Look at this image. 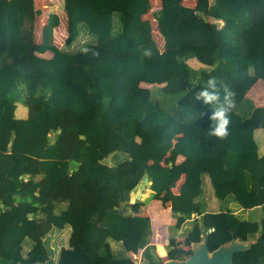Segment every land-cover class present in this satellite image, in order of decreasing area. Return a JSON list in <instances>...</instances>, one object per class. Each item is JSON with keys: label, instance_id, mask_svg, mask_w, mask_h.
Returning <instances> with one entry per match:
<instances>
[{"label": "trees", "instance_id": "16d2710c", "mask_svg": "<svg viewBox=\"0 0 264 264\" xmlns=\"http://www.w3.org/2000/svg\"><path fill=\"white\" fill-rule=\"evenodd\" d=\"M38 1L0 0V264H137L131 252L162 263L150 219L130 209L127 160L153 194L176 189L182 210L171 214L193 217L191 241L200 227L209 251L253 239L233 262L264 264V105L247 96L264 80V0H196L193 16L161 0L162 50L143 18L149 0H63L62 46L56 12L25 40ZM210 76L236 94L223 139L195 100ZM67 228L58 247L50 236Z\"/></svg>", "mask_w": 264, "mask_h": 264}, {"label": "crops", "instance_id": "0c3cea01", "mask_svg": "<svg viewBox=\"0 0 264 264\" xmlns=\"http://www.w3.org/2000/svg\"><path fill=\"white\" fill-rule=\"evenodd\" d=\"M150 1V10L148 13L143 15V18L149 19L152 26V35L157 44L159 50L163 49L164 39L158 31L157 38L154 35V26L157 22L152 17V12L159 9L161 5V0H149ZM196 0H182L181 5L183 11L193 16L194 6ZM50 4V2H49ZM50 8V5L48 6ZM42 8V7H41ZM50 12H56L51 10ZM47 13V15H48ZM57 13V12H56ZM58 14V13H57ZM43 15V11L41 16ZM59 15V14H58ZM65 15V14H64ZM64 17V16H63ZM209 22L216 23L218 26H221L222 21L215 17H210ZM157 28V27H156ZM63 29L65 26L63 24ZM158 30V28H157ZM64 34V30H63ZM194 60V58H193ZM196 60V59H195ZM201 65L194 66L193 68H199ZM262 81L258 80L252 88L247 93L256 105H264V85ZM26 112L24 109H20L19 117H25ZM185 135H188L187 130H182ZM255 139L257 141L258 147L260 150H263L264 147V130L258 129L255 131ZM183 159L182 156L177 158V162H180ZM163 163L168 164L169 160L166 157ZM129 168V178L128 186L130 188V209L133 215H144L151 221L152 233L150 236V243L154 245L155 250L159 258L163 261L168 259H176L177 255H184L185 258H188L199 245V242H193L187 236V232L192 226L193 217L190 219H183L180 217H174L171 214V211H181L182 204L176 192V189H167L161 193L153 194L148 188V179L147 182L136 181L134 177V170L138 167L137 163L133 161H124L120 168L124 169ZM68 229L65 230L68 239ZM203 228L200 227V231ZM204 230V229H203ZM201 235V233H200ZM134 237L133 234H131ZM202 238V237H201ZM237 241H241L237 239ZM252 241L253 239L247 240ZM247 241H242L246 243ZM132 255L140 256V252L133 253Z\"/></svg>", "mask_w": 264, "mask_h": 264}, {"label": "clouds", "instance_id": "9594fccd", "mask_svg": "<svg viewBox=\"0 0 264 264\" xmlns=\"http://www.w3.org/2000/svg\"><path fill=\"white\" fill-rule=\"evenodd\" d=\"M235 95V92L227 84L218 85L214 76H210L206 81V86L196 93V101H202L204 105L211 107V114L208 116L212 122L208 129L210 137L223 139L229 134L230 113L236 107ZM203 115H206V113H199L196 116L190 115L189 119L197 120Z\"/></svg>", "mask_w": 264, "mask_h": 264}, {"label": "water", "instance_id": "95a60500", "mask_svg": "<svg viewBox=\"0 0 264 264\" xmlns=\"http://www.w3.org/2000/svg\"><path fill=\"white\" fill-rule=\"evenodd\" d=\"M210 2L213 0H209ZM147 182V177L144 178ZM201 241L194 252L185 259H168L160 264H236L233 262V255L236 252L248 249L252 241L246 243L232 239L228 243L222 244L216 249L209 251L207 232L201 230ZM140 264H152L146 259H142Z\"/></svg>", "mask_w": 264, "mask_h": 264}, {"label": "rangeland", "instance_id": "374dc122", "mask_svg": "<svg viewBox=\"0 0 264 264\" xmlns=\"http://www.w3.org/2000/svg\"><path fill=\"white\" fill-rule=\"evenodd\" d=\"M50 2V4H49ZM39 5L42 6V11H43V15L40 16L39 18L35 19L32 23H28V25L25 27L24 25V32L26 33V35H30V37H26L25 36V40L29 41V40H39L41 37V33H42V26L46 23L47 21V13L51 10H55L58 14H59V19H60V25L56 28H54L53 30V36H54V42L56 45L58 46H62L63 41L65 39V35H66V30L63 29V24H64V8H63V0H39L38 1ZM50 5V8L48 7ZM63 30H64V34H63ZM188 63L194 67V66H198L201 65L203 66L200 62H198L197 60H193V59H189ZM262 81V85H264V80H260ZM150 87V86H149ZM24 109V111L27 113V110L25 107H23V105L19 102L17 103V109H16V116H19V111L20 109ZM19 118H23V117H19ZM51 137H53V134H51ZM108 161V159H107ZM211 189V188H210ZM57 236H54V234H52L50 237L51 239L53 238L55 240V244L59 247L61 245H66L67 243V234L65 232L61 233V234H57L55 233ZM245 242V241H244Z\"/></svg>", "mask_w": 264, "mask_h": 264}, {"label": "built area", "instance_id": "2783aa9c", "mask_svg": "<svg viewBox=\"0 0 264 264\" xmlns=\"http://www.w3.org/2000/svg\"><path fill=\"white\" fill-rule=\"evenodd\" d=\"M132 256L135 257V258H137V260H138L137 264H140L141 263V260L142 259L139 256H137V257L135 255H132Z\"/></svg>", "mask_w": 264, "mask_h": 264}]
</instances>
